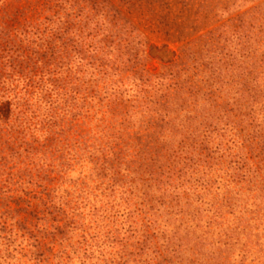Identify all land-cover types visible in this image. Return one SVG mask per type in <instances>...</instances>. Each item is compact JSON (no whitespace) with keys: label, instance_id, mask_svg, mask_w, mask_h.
Returning <instances> with one entry per match:
<instances>
[{"label":"rangeland","instance_id":"1","mask_svg":"<svg viewBox=\"0 0 264 264\" xmlns=\"http://www.w3.org/2000/svg\"><path fill=\"white\" fill-rule=\"evenodd\" d=\"M43 1L0 9H28L9 20L15 28L42 24ZM110 1L137 27L144 82L83 73L75 98L49 75L45 88H27L23 74L0 83V264H264V97L245 103L250 120L246 105L235 123L213 119L215 131L202 126L207 116L189 128L195 112L150 123L171 84L206 81L190 63L174 77L183 50L207 53L204 35L264 0H238L224 15L197 14L201 0Z\"/></svg>","mask_w":264,"mask_h":264},{"label":"trees","instance_id":"2","mask_svg":"<svg viewBox=\"0 0 264 264\" xmlns=\"http://www.w3.org/2000/svg\"><path fill=\"white\" fill-rule=\"evenodd\" d=\"M201 1L203 2L197 14L201 12L218 15L222 12L224 15L229 14L238 0ZM212 1L219 3L213 5ZM43 2L42 10L48 13L45 21L42 24L26 21L19 28L10 25L9 20L15 21L18 15L26 16L28 9L22 12L12 11L6 5L0 9V83L3 84L7 78L23 74L24 78L28 79L27 88L38 83L45 88L43 76L49 75L50 82L55 84L53 90L63 88L62 92L67 97L75 98L69 89L75 91L77 87L73 85L83 84V78L91 80L99 76L121 77L125 73L133 72L131 80L138 78L144 82L141 70H138L144 60L142 61L140 54L142 42L135 36L137 27L110 0ZM195 23L196 21L193 24ZM43 24H46V28L40 31L39 27ZM192 26L197 30V26ZM202 38L206 39L204 46L207 53H203L202 49L195 51L194 48L188 47L183 50L184 57L181 62L176 61L173 67L178 68L174 77H179L180 72L184 70L182 65L191 69L192 67L188 66L190 63L198 73L208 71L205 75L206 81H178L171 84L172 98L164 93L161 99L154 102L158 106L155 110L159 112L160 117L157 121L152 118L151 127H168L171 121H168L166 116L172 110L173 113L195 112L196 114L189 117L192 121L189 126L191 129L195 120L207 116V122L202 126L209 131H215L217 129H214L213 119L235 123V116L243 112L246 105L249 112L244 115L250 120L249 115L254 112L253 104L245 103L259 102L260 98L264 97V89H260L264 83V42L260 43L264 39V5L255 7L252 13L246 11L229 18ZM259 49L263 50L258 53ZM59 73L60 77L54 79ZM83 73L85 75L82 78ZM258 78H261L260 83L256 85ZM233 86L236 87L237 95L232 101L220 102L218 99L221 94L227 87ZM201 99L206 100L210 112H204L205 109L200 105ZM201 113L205 115H198ZM174 120L172 119V122ZM126 123L129 122L126 120ZM139 139L144 147L151 144L150 141L144 143L141 136ZM260 143L264 150V141L257 142ZM251 145L253 149L255 144Z\"/></svg>","mask_w":264,"mask_h":264}]
</instances>
